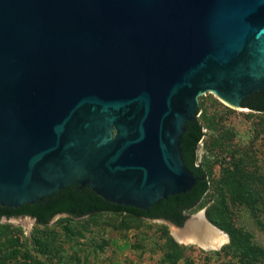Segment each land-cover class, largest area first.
Segmentation results:
<instances>
[{
	"label": "water",
	"instance_id": "obj_1",
	"mask_svg": "<svg viewBox=\"0 0 264 264\" xmlns=\"http://www.w3.org/2000/svg\"><path fill=\"white\" fill-rule=\"evenodd\" d=\"M263 88L264 0H0V205L78 185L148 210L189 192L199 98L250 111Z\"/></svg>",
	"mask_w": 264,
	"mask_h": 264
},
{
	"label": "rangeland",
	"instance_id": "obj_2",
	"mask_svg": "<svg viewBox=\"0 0 264 264\" xmlns=\"http://www.w3.org/2000/svg\"><path fill=\"white\" fill-rule=\"evenodd\" d=\"M199 111L197 118L206 136L199 143L198 156L199 161L206 157L210 189L189 216L203 212L208 220L211 211L217 218L223 201L228 208L227 217H221L223 222L231 220L233 229L249 234L252 245L264 251V115L232 108L212 93L199 98ZM239 155H246L244 163L252 177V208L232 204L226 188L218 192L222 168ZM67 217L58 215L47 226L28 217L0 219V264L33 263L36 250L32 244L38 236L52 245L53 254L41 257L46 264H171L166 257L172 253L173 243L188 247L177 264H238L240 260L238 253L230 251L214 255L230 243V237L212 223L227 236L217 251L178 243L175 228L163 222L123 214H101L73 222ZM255 261L264 264V256H257Z\"/></svg>",
	"mask_w": 264,
	"mask_h": 264
},
{
	"label": "trees",
	"instance_id": "obj_3",
	"mask_svg": "<svg viewBox=\"0 0 264 264\" xmlns=\"http://www.w3.org/2000/svg\"><path fill=\"white\" fill-rule=\"evenodd\" d=\"M241 105L247 107L252 113L264 115V88L244 98ZM205 136L204 125L197 116H195V120L186 123L185 132L180 142V151L184 165L192 173L196 182L189 192L162 199L148 210L115 205L104 200L89 187L71 185L34 204H25L16 209L0 205V219L3 217L7 219L31 217L36 220L38 225L47 226L57 215H66L68 216L67 221L73 222L76 219L85 217L95 218L101 214H123L134 219L151 221L163 219L181 227L188 219L189 214L198 209L210 189L208 173L205 168L206 157L204 156L199 161L198 156L199 143ZM215 144L216 146L220 145L217 142ZM239 156H233L227 166L222 168V178L218 183V187H220L218 192L221 193L223 188H226L231 196L232 204L252 208L255 205L253 201L255 190L250 183L252 177L247 169V164L244 163L246 155L244 157L243 155ZM227 213L228 208L223 201L220 204L217 218L213 217L211 211L207 213L210 223L226 231L230 237V243L221 251L214 252V255L223 251H230L233 254H239L238 264H256V257L264 256V251L252 245L249 234L233 229L231 220L226 223L223 222L221 217L223 215L224 218L227 217ZM36 238L32 244L36 250V256L31 264H46L41 260V257H49L51 253L53 254L52 245L50 242L39 239V236ZM185 249H188V247L173 243L172 253L168 254L166 259L171 264H177L183 257L182 251Z\"/></svg>",
	"mask_w": 264,
	"mask_h": 264
},
{
	"label": "bare ground",
	"instance_id": "obj_4",
	"mask_svg": "<svg viewBox=\"0 0 264 264\" xmlns=\"http://www.w3.org/2000/svg\"><path fill=\"white\" fill-rule=\"evenodd\" d=\"M206 223L203 212H201L188 223L185 230L180 231L175 228L173 235L180 243L190 244L197 242L204 248H213L223 245L227 241V236L222 232L212 229ZM188 234H193V236Z\"/></svg>",
	"mask_w": 264,
	"mask_h": 264
},
{
	"label": "built area",
	"instance_id": "obj_5",
	"mask_svg": "<svg viewBox=\"0 0 264 264\" xmlns=\"http://www.w3.org/2000/svg\"><path fill=\"white\" fill-rule=\"evenodd\" d=\"M204 132H206V131L204 130Z\"/></svg>",
	"mask_w": 264,
	"mask_h": 264
}]
</instances>
